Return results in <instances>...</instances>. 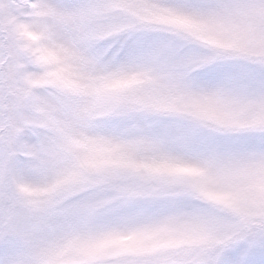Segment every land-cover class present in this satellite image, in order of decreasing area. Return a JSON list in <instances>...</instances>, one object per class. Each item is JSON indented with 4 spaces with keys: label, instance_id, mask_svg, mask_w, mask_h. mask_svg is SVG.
<instances>
[{
    "label": "snow or ice",
    "instance_id": "6c2138e0",
    "mask_svg": "<svg viewBox=\"0 0 264 264\" xmlns=\"http://www.w3.org/2000/svg\"><path fill=\"white\" fill-rule=\"evenodd\" d=\"M172 8L218 36L264 41V0H172ZM147 11L142 0H0V264H95L87 246L148 219L109 180H81L75 191L64 183L80 171V140L120 127L94 119L92 89L153 55L125 27ZM227 71L216 64L203 75L219 81ZM62 72L82 87L56 79ZM258 116V134L211 136L195 151L230 199L176 202L204 245L184 264H264V104Z\"/></svg>",
    "mask_w": 264,
    "mask_h": 264
},
{
    "label": "rangeland",
    "instance_id": "374dc122",
    "mask_svg": "<svg viewBox=\"0 0 264 264\" xmlns=\"http://www.w3.org/2000/svg\"><path fill=\"white\" fill-rule=\"evenodd\" d=\"M142 2L148 11L130 14L125 27H133L153 55L115 70L92 89L94 119L115 120L120 127L82 138L80 171L64 181L75 191L81 180H109L116 186L113 195L148 216L135 226L108 230L87 246L84 252L95 264L122 258L149 264L197 260L204 247L201 236L176 202L210 203L230 196L215 187L217 177L194 153L211 136L262 130L258 70L264 69V41L255 35L218 36L176 12L172 0ZM208 43L228 52L216 53ZM216 64L228 71L219 81H209L203 73ZM56 79L82 87L68 72Z\"/></svg>",
    "mask_w": 264,
    "mask_h": 264
}]
</instances>
